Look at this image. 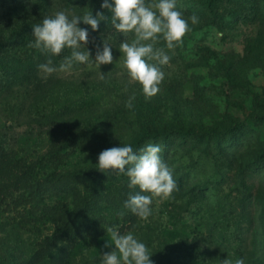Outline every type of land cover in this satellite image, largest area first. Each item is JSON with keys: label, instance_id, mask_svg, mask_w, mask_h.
Segmentation results:
<instances>
[{"label": "rangeland", "instance_id": "obj_1", "mask_svg": "<svg viewBox=\"0 0 264 264\" xmlns=\"http://www.w3.org/2000/svg\"><path fill=\"white\" fill-rule=\"evenodd\" d=\"M190 2L177 0V8ZM93 4L92 0H0V37H4L0 38V150L35 161L51 150L53 141L69 147L72 136L61 130L63 124L120 146L139 136L150 122H183L187 138L180 144L166 140L172 145L166 163L174 179L186 173L185 182L176 181L170 197L154 198L151 215L141 218L140 225H149L168 239L173 264H195L192 256L197 251L191 246L198 243L199 231L208 218H220L216 220L223 225L220 230L235 240L225 251L236 252L237 241L244 237L240 250L248 264H264V0L220 4L216 22L210 19L187 32L183 45L173 50L159 40L155 46L169 54L170 62L162 66L165 78L159 92L149 98L139 83L130 82L118 48L134 35L107 30L110 17L99 24L97 30L104 32L94 34L82 21L80 26L90 28L87 47L93 58L96 46L109 41L111 64L99 66L90 58L59 70L70 49L51 56L31 45L32 26L44 16L61 10L83 15ZM49 58L57 71L46 74L38 65ZM208 128L215 130V142L193 135ZM68 149L62 162H52L40 174L98 166L100 152ZM9 168L0 167V181L13 175ZM112 174L114 179L122 175ZM58 198L46 195L45 202L53 204ZM3 222L0 217V256L11 260L13 231ZM41 228L44 237L54 230V223L45 222ZM240 228L242 235L236 231ZM107 240L105 232L86 243L87 254L110 251L115 246L106 247Z\"/></svg>", "mask_w": 264, "mask_h": 264}, {"label": "trees", "instance_id": "obj_2", "mask_svg": "<svg viewBox=\"0 0 264 264\" xmlns=\"http://www.w3.org/2000/svg\"><path fill=\"white\" fill-rule=\"evenodd\" d=\"M92 1L93 15L103 12L110 17L111 13L101 8L102 0ZM226 2L230 3V0H191L186 8L178 9L184 12L185 18L193 13L198 16V23L191 25L193 30L209 24L210 19L212 23L216 22L220 4ZM111 28L108 27L107 30ZM91 32L97 34L104 31L91 29ZM0 38L4 39L3 36ZM178 123L181 124L162 125L150 122L148 126L142 127L139 136L136 135L127 143H131L134 150L147 143L159 144L163 153L161 156L166 162L171 158L172 147L171 143L167 145L166 140H172V144H176V141L180 144L187 138L186 127L183 122ZM208 129L202 133L193 131V135L197 139L208 137L209 141L215 142V130ZM61 130L72 136L68 144L74 150L101 152L116 147L104 136L92 137L84 133L85 130L72 128L68 124L61 125ZM64 142L65 140L63 144ZM49 146L51 150L35 161H27L13 151L0 150V167L9 166L10 173H13L5 181H0V217L4 218L3 223L9 225L13 231L12 258L8 260L0 256V264H99L101 255L89 256L86 243L103 235L109 227L134 233L153 253L150 257L153 264H173L168 239L151 226L140 225L142 219L125 208L124 201L128 199L129 193L138 191L128 187V178L125 175L114 179L112 173L101 172L95 166L68 172H54L57 171L55 169L43 176L40 174L41 169L48 170L46 166L55 161L62 162L70 154L67 145L57 146L53 141ZM185 176L186 173L179 174L175 181L181 184L185 182ZM202 189H205L204 193L207 192L206 183ZM46 195L59 198L50 204L45 202ZM3 212H8V215ZM216 212L218 216L221 215L219 211ZM216 220L220 218L214 221L208 218L205 221L197 235L198 243L191 246L197 251L192 256L197 262L195 264H220L228 255L232 258H244L245 264H248L247 256L240 250L245 238L241 237L237 241L236 252L231 254L225 251L235 240L220 230L223 225ZM50 221L54 223V230L42 237L41 225ZM236 231L241 235L243 233L241 228ZM27 233L33 236L27 237Z\"/></svg>", "mask_w": 264, "mask_h": 264}, {"label": "clouds", "instance_id": "obj_3", "mask_svg": "<svg viewBox=\"0 0 264 264\" xmlns=\"http://www.w3.org/2000/svg\"><path fill=\"white\" fill-rule=\"evenodd\" d=\"M101 8L111 13V27L116 32L123 33L126 37L129 33L134 35L131 42L126 39L118 47L130 82L141 85L145 98L157 94L165 78L162 66L169 64L170 56L163 48L155 45L163 39L169 50L182 46L183 38L191 30V25L198 23V16L193 13L185 18L177 8V0H102ZM108 18L103 12L93 15L90 11L70 16L63 10L57 11L33 24L34 39L31 45L51 56L70 49V55L63 57L59 70H69L74 64H85L90 58L99 66L111 64L114 58L109 41L104 39L102 45L96 46L93 58L87 47L88 29L80 26L82 21L95 31L100 22L108 21ZM38 68L46 74L57 71L51 58L38 65ZM131 106L130 98L128 107ZM161 151V146L155 143H147L138 150H134L131 143H122L102 150L97 157L96 165L101 172L123 174L128 178V187L138 189L134 194L129 193L124 206L142 219L151 215L154 198H168L176 188L172 170L162 158ZM106 233L108 240L105 246L115 247L101 255L99 264H153L150 259L153 253L134 233L122 234L113 227L107 228ZM220 264L245 262L244 258H232L228 255Z\"/></svg>", "mask_w": 264, "mask_h": 264}]
</instances>
